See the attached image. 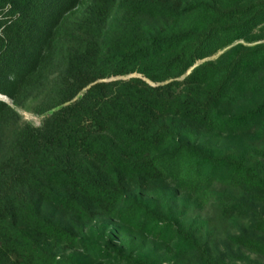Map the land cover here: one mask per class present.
<instances>
[{"label":"trees","instance_id":"obj_1","mask_svg":"<svg viewBox=\"0 0 264 264\" xmlns=\"http://www.w3.org/2000/svg\"><path fill=\"white\" fill-rule=\"evenodd\" d=\"M32 99L40 126L14 107ZM246 134L264 138V0H0V264H165L100 218L264 264V149L204 142ZM215 185L224 249L174 202Z\"/></svg>","mask_w":264,"mask_h":264},{"label":"rangeland","instance_id":"obj_2","mask_svg":"<svg viewBox=\"0 0 264 264\" xmlns=\"http://www.w3.org/2000/svg\"><path fill=\"white\" fill-rule=\"evenodd\" d=\"M2 99L9 101L8 98ZM38 99L28 101L25 107L14 106L19 112L22 120L26 123L40 126L44 116L38 115L34 108L38 103ZM264 138L257 137L253 134H246L243 136H227V135H210L206 137L204 142L209 145H216L224 147L228 150L239 152L244 145L250 143L259 149H264ZM255 158L259 157L257 153L253 155ZM225 190L223 185H215L210 190L205 198H199L197 195L188 196L185 193H178L175 198V205L178 209H182L184 219L183 223H190L196 221H204L202 227L201 238L221 249H224L226 243H233L231 235L235 234L236 227L227 221L221 212V203L218 200V192ZM95 225L107 236H113L118 243L123 246L124 251L134 256H142L148 260L163 261L165 264H199L197 259L190 255V253L177 252L166 241L140 235L129 229L119 227L118 232H114L117 226L114 219L100 218L95 222ZM209 241V242H208Z\"/></svg>","mask_w":264,"mask_h":264}]
</instances>
